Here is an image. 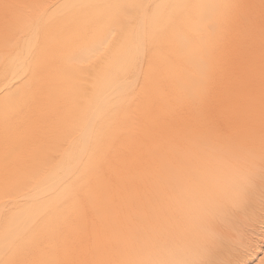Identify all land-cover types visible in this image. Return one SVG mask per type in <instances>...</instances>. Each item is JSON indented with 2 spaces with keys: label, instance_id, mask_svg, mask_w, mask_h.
I'll return each mask as SVG.
<instances>
[{
  "label": "bare ground",
  "instance_id": "bare-ground-1",
  "mask_svg": "<svg viewBox=\"0 0 264 264\" xmlns=\"http://www.w3.org/2000/svg\"><path fill=\"white\" fill-rule=\"evenodd\" d=\"M263 202L264 0H0V264H247Z\"/></svg>",
  "mask_w": 264,
  "mask_h": 264
},
{
  "label": "rangeland",
  "instance_id": "rangeland-1",
  "mask_svg": "<svg viewBox=\"0 0 264 264\" xmlns=\"http://www.w3.org/2000/svg\"><path fill=\"white\" fill-rule=\"evenodd\" d=\"M264 203V202H263ZM262 211H264L262 209ZM262 219L256 226H259L256 230H254L249 237V243H251L249 251H247L246 255L250 258L247 260V264H263L264 263V212H262ZM261 227V228H260ZM253 239V240H252ZM261 261V263H260ZM263 262V263H262Z\"/></svg>",
  "mask_w": 264,
  "mask_h": 264
}]
</instances>
